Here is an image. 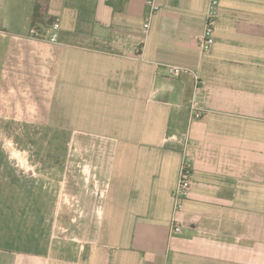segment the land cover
Returning <instances> with one entry per match:
<instances>
[{"label":"crops","instance_id":"1","mask_svg":"<svg viewBox=\"0 0 264 264\" xmlns=\"http://www.w3.org/2000/svg\"><path fill=\"white\" fill-rule=\"evenodd\" d=\"M156 1L146 33V0H0V123L69 136L42 171L55 207L37 216L57 233L0 264H264V0H220L208 54L211 0Z\"/></svg>","mask_w":264,"mask_h":264},{"label":"rangeland","instance_id":"2","mask_svg":"<svg viewBox=\"0 0 264 264\" xmlns=\"http://www.w3.org/2000/svg\"><path fill=\"white\" fill-rule=\"evenodd\" d=\"M68 139V134L64 132L47 131L39 127L20 125L10 121L4 125L0 123V143L7 144L9 150L20 155L19 159L22 158L19 167H14L11 163L3 164L4 168L0 167V171H10V169L20 171L17 180L11 178L0 180V249L36 252L44 246L43 241L48 244L50 237L57 233V228L43 224L42 215L37 216L41 211L50 214L55 207V203L41 189L47 183L43 178L42 171L47 166L46 161L49 156L63 155L65 148L62 147V144ZM9 143L13 145L9 146ZM67 150L69 151L68 148ZM27 154L31 155L29 166L26 163ZM24 159L25 162H23ZM30 169L36 170L37 175L27 177L25 172ZM83 182L85 183V180ZM11 184L19 190L20 194L10 187ZM32 188H34V193L30 197L28 194ZM32 211L33 213H31ZM34 211L37 226L31 224L34 223L32 217ZM63 232L71 234L70 231L62 230Z\"/></svg>","mask_w":264,"mask_h":264},{"label":"built area","instance_id":"3","mask_svg":"<svg viewBox=\"0 0 264 264\" xmlns=\"http://www.w3.org/2000/svg\"><path fill=\"white\" fill-rule=\"evenodd\" d=\"M118 1L119 0H104V2L108 4H113ZM219 2L220 0H211L208 16L205 22L204 32L203 34L199 35L196 38V44L203 54L210 53L215 44V37H214L215 20L218 14ZM146 4L149 10V15L147 18V22L145 24L144 31L148 33L151 29L152 19L158 13L160 7L156 0H146ZM59 27H60L59 23L56 22L53 27L55 34L50 39L52 42H56L58 40L57 31L59 30ZM171 69H172V73L176 76L180 75L183 71H185V69L177 68V67H173ZM196 82H197L196 83V89H197L199 87L198 78H196ZM191 109H192V115L195 118L202 117L203 109H201L196 102L192 104ZM191 187H192V168L184 158L182 161L181 169H180L178 185L173 193V201H174L173 223H174V226L172 228V231L174 233H180L182 230L178 215L184 209V203L190 194Z\"/></svg>","mask_w":264,"mask_h":264}]
</instances>
